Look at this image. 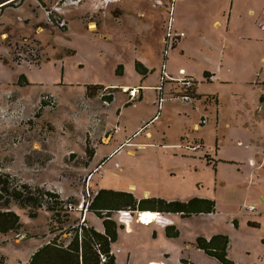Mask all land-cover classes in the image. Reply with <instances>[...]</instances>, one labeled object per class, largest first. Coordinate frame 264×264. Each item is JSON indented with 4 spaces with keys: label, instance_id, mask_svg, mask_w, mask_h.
<instances>
[{
    "label": "rangeland",
    "instance_id": "obj_1",
    "mask_svg": "<svg viewBox=\"0 0 264 264\" xmlns=\"http://www.w3.org/2000/svg\"><path fill=\"white\" fill-rule=\"evenodd\" d=\"M123 3L127 12L144 9L140 1L136 4L133 0H124ZM4 15L16 25L12 10ZM243 26L246 24L237 23L238 30L241 31ZM247 26L248 32H254L255 26L258 30L264 26V21L247 22ZM77 27H71L68 35L60 30L51 35L46 29L39 37L40 45H33L27 39L26 44L31 43L40 55V62L34 65L27 60H15L13 51L22 45V40L0 37V115L7 110L13 114L11 118L2 116L3 120L0 119V173L8 174L20 186L55 191L66 205H72V209L61 214L67 216L63 218L67 222L57 226L51 220L52 213L37 209L36 216L31 218L28 209L9 200L7 210L19 217L21 227L16 232L0 234V264H27L40 246L60 233V241L67 243L71 238L70 229L82 224L83 220L89 227L101 231L102 220L85 211L87 200L94 194L89 181L99 190L122 191L133 184L137 197L148 190L149 197L156 199L187 203L203 198L215 205L213 213H200L187 219L173 216V228L178 235L172 239L158 222L144 223H152L147 226L136 224L131 221V216L128 217L131 231L127 232L128 226L124 222L128 220H123L120 212L112 214L118 226L117 239L111 244V253L116 252L115 264H147L149 261L155 264H183L182 261L221 264L196 247L198 238L208 239L214 235L228 238L227 256L233 264H264V66L257 64L264 46L256 48V44L244 42L251 50L250 56L244 57L241 51L238 53L243 57L227 56V67L217 69L210 83L203 70H214L216 65L206 63L199 53H173L169 57V66L174 63L173 70L187 65L194 73L190 76L187 72L180 75L176 72L174 77L181 80L189 76L195 81L197 91L218 94L217 103L209 102L214 108L213 113L205 114L195 99L184 105L181 97L169 95L166 109H157L155 123L150 125L152 131L161 125L153 133L151 148L144 153L138 152L136 158L126 156L128 148L124 147L108 157L111 146L96 144L97 155L85 169L88 161L85 150L93 149L88 138L93 140L104 123L107 128L114 126L113 112L109 113L107 106L98 107L93 112L96 119L83 129L88 112L83 108L88 105L80 100L74 104L72 99L78 100V86L84 83H109L120 78L111 75L108 66L111 61L105 62V53L101 52L105 46L112 55L111 47L101 42L90 43L85 33L79 31L85 27ZM32 29L27 28L29 36H34ZM126 29L133 41V25ZM172 30L177 36L181 33L174 27ZM79 34L84 37H78ZM239 34L237 44L241 43ZM20 76L26 77L29 86L17 84ZM174 88L180 93L178 84L175 83ZM41 93L42 96L51 95L54 107L46 108L36 116ZM16 96H28L27 103L18 101ZM118 97L124 99L120 92ZM136 104L137 108H129L125 115L147 117L139 111L147 106L140 102ZM194 106H197L195 112L192 111ZM200 115L205 116L208 125L195 132L192 124L199 122ZM82 130L85 136L80 133ZM163 134L167 138L166 144L162 140ZM182 135L186 138H181ZM201 137L206 151L212 156L211 164L207 163L203 152L189 149ZM169 142L178 146L171 147L167 145ZM96 169L98 171L94 172ZM80 205H83L81 211Z\"/></svg>",
    "mask_w": 264,
    "mask_h": 264
},
{
    "label": "crops",
    "instance_id": "obj_2",
    "mask_svg": "<svg viewBox=\"0 0 264 264\" xmlns=\"http://www.w3.org/2000/svg\"><path fill=\"white\" fill-rule=\"evenodd\" d=\"M125 1L128 2L131 0ZM133 1H135L136 4H138L137 1H140V4L144 6V9H140L136 12L134 11L133 13L127 12L126 6L123 5L124 0H22L19 3L17 0L14 7H6L0 10V37L2 39L3 36H11V38L22 40V42L30 39L33 45H40L39 37L46 32V29L50 31L51 35L56 31H59L58 29L46 25L44 18L45 12L43 13L45 8V10L55 11L61 19L66 21L67 28L66 30H63L65 34L68 35L70 33L71 27L74 26V28H76L79 25V28L85 27V30L80 29L79 31L85 33V38L88 39L90 43L101 42L103 45L106 44L111 47L112 55L106 51L105 46L103 47L104 50L101 52L105 53V62L107 59L111 61L108 65L111 75L114 76L115 79L120 78V80H112L109 83H84L83 85L78 86V100L76 101L74 98L72 99L74 104L80 100L88 105L85 106L86 109L83 108V111H88L84 117V129L88 124L92 123V119L95 117L93 112L99 107L98 99L88 92L87 87L101 86L115 90V95L112 98L110 107L107 109L109 110V113L113 112L112 123L114 126L116 125V127L110 126L107 128L104 123L103 127L93 140L88 138L92 144L94 156L91 161H87L85 169L90 167L91 162L97 155L96 144H106L108 147L111 146V152L108 157L116 154L118 151H122L124 148H128L126 156L136 158L138 152L141 151L144 153L152 147L153 143H151L150 140L153 139V133L161 128V125L155 127V131H152L150 125H154L155 123H153V121L156 117L154 115L157 113V109H161L162 111L166 109L165 102H167L168 96L172 95L173 97H176L177 91L174 88V84H177V82L180 81L178 77H174L176 72L178 75L183 72H187L190 76L194 75L187 65L179 66L177 71L173 70L172 66H174V63L171 64L172 66H169V57L173 53H199L206 63L211 62L212 66L216 65L214 70H203V75L206 77L208 83H210L213 76H216L215 73L217 69L222 70L224 67H227L225 65L227 56L238 58V56L244 55V57H249L251 50L248 49V46H246L247 44H256V48H262V46H264V29L261 28L262 26L260 27V30L255 26L254 32H248L250 29L247 26V22L259 23L264 21V0ZM9 10H12L16 15V17H14L16 25H14L12 21L10 22V20L5 19L4 14ZM238 22L241 25L246 24V27L243 26L241 31L237 28ZM167 23L171 25L172 29L174 27V30L184 33V37L180 40L178 39L176 44L169 51H165L166 33L168 32H166V29H168ZM131 25L134 27L133 33L135 34L133 41L132 37L130 35L128 36L126 33V27ZM92 26L94 28H92ZM27 28H33L32 31L34 36L28 35L29 32ZM238 33H240L239 40H241V43L237 44ZM78 37L84 36L79 34ZM244 42L247 44H244ZM239 51H241L242 55L238 53ZM219 57L220 59H218ZM214 58L216 59L214 60ZM137 64H140L141 67L147 71L145 76L137 72L135 68ZM257 64H262L264 66V53L258 58ZM158 65L160 68H158ZM99 69H101V67ZM235 69H237V67H235ZM235 71H238V69ZM20 82L21 84L19 82L17 83L20 87L29 86L25 76L21 78ZM134 88L139 89V95L133 103H130L127 99L128 96L124 94L123 90L125 91L126 89ZM119 92L124 95V99H121V97L116 98L117 93ZM40 95H42V93ZM192 96L193 99L201 104L200 108L205 114L213 113L214 108L209 105L217 103V93L197 91V88L194 87L192 90ZM16 98L18 101L27 103L26 99H28V96H16ZM137 102H140L141 104L144 103L147 106V108H139V111L146 113L147 117H142L140 114L134 118L125 115L129 108H137ZM159 102L160 108L158 105ZM196 108L197 106H194L192 111L195 112ZM143 109H146V112ZM215 113H219L217 109ZM87 117H89V119H87ZM107 117H109L108 113ZM217 117L218 115L216 116V119ZM80 124L83 125L82 123ZM207 125L208 122L205 119V116L200 115L199 122L192 124L193 131L199 132L201 128L205 129ZM111 129H113L112 131L114 134L111 133ZM126 130L130 131L127 132ZM83 131L84 130L80 133L85 136ZM121 132V136L118 139H115V137ZM181 138L186 137L182 135ZM166 139L165 134H163L162 140L164 141V144L168 143L165 142L167 141ZM202 139L203 137L199 138L197 141L203 144L204 148L195 151L192 149L194 147V145H192L189 149L194 152H203L207 163H210L212 161V156L206 151ZM167 145L171 147L178 146L176 143L171 142ZM96 171H98V169L94 172ZM94 172H92V174ZM89 177H91V175ZM89 186L94 194L99 191V189L93 187V184H91L90 181ZM134 188L135 185L131 184L127 189L117 191L132 193L137 201L154 198L149 197L148 190L143 192L141 197H137ZM150 212L153 211L141 213L133 211L129 216L132 217L131 221H135L136 224L137 222H139V224L158 222L160 228L164 229L167 227L173 228V216H181L180 214H160L158 212L155 214V212H153L155 216L154 220L151 221L147 216L144 217L145 213ZM156 218H160L161 222L155 221ZM110 219L113 220L112 217ZM129 220L124 223L125 225L127 224L128 227H131ZM151 224L152 223L144 225L147 226ZM120 228L124 229V226H120ZM96 231L102 233L103 228L101 231ZM153 235L156 237V232H154ZM212 237L203 239L209 241ZM115 253L116 252H114V254ZM147 264L155 263L149 261Z\"/></svg>",
    "mask_w": 264,
    "mask_h": 264
},
{
    "label": "trees",
    "instance_id": "obj_3",
    "mask_svg": "<svg viewBox=\"0 0 264 264\" xmlns=\"http://www.w3.org/2000/svg\"><path fill=\"white\" fill-rule=\"evenodd\" d=\"M20 1L22 0H18V3ZM15 3L17 0H0V10L14 7ZM135 68L141 75H146L147 71L140 64H137ZM21 78L23 76L19 78L20 84ZM102 88L101 86L87 87L88 92L94 96ZM85 153L88 161H91L94 156L93 149L86 148ZM16 183L17 181H14L8 174L0 173V205L2 206L0 208V234L16 232L21 227L19 217L7 210L9 200L28 209V215L31 218L36 216L35 210L44 209L46 212L52 213L51 220L57 226H63L67 222L66 219H63L67 216L61 215L63 211L69 210L67 202L63 201L55 191L42 190L40 187L32 188L24 184L20 186ZM85 208L86 212L94 214L102 220L104 226L102 233L89 227L83 220L82 224H77L70 229L71 238L67 243L60 241L62 235L60 233L58 237L37 249L27 264H115L116 257L111 254V244L117 239L118 226L110 219L113 213L153 211L160 214H180L183 218H189L200 213H213L215 205L213 201L199 198L192 199L187 203L154 198L137 201L132 193L101 189L87 200ZM165 233L171 239L178 235L172 227H167ZM196 244L198 249H201L206 255L216 258L221 264H233V261L227 256V247L229 246L227 237L214 235L209 241L200 237ZM101 254L106 257L105 263L100 261ZM182 263L189 264L185 261Z\"/></svg>",
    "mask_w": 264,
    "mask_h": 264
},
{
    "label": "built area",
    "instance_id": "obj_4",
    "mask_svg": "<svg viewBox=\"0 0 264 264\" xmlns=\"http://www.w3.org/2000/svg\"><path fill=\"white\" fill-rule=\"evenodd\" d=\"M44 15H45V21H46V25L49 27H52L54 29H58L60 31L66 30L67 28V23L66 21H64L63 19H61V17H59L57 15V13L53 10H45L44 8ZM262 29H264V26L261 27ZM168 32L166 33V49L165 51H169L170 49L173 48V46L176 44L177 40L179 38L184 37L183 33H180L178 36L174 34L171 25L168 24ZM26 40L25 42L22 43V45L20 46H16L13 52V55L15 56V60L17 62H20L22 60H27L28 63L30 65H34L37 64L38 62H40V55L38 53V50L36 49V47H34L33 45L30 44H26ZM25 45L27 47H25ZM177 84L179 85V89H180V93H176V97H181L182 102L184 105L190 104V101L193 99L192 96V90L194 88V80L190 79L189 77H184L182 78L179 82H177ZM124 94H126L128 97V101L130 103H133L134 100L136 99V97H138L139 95V89H126L125 91L123 90ZM115 95V91L112 88H108V87H103L102 89L98 90L96 92V98L99 101V107H109L110 103L112 101V98ZM52 97L51 95H46V96H40L38 103H37V110L35 111L34 115H36L37 113H39V111H43L46 108H53L54 107V102L52 101ZM43 104L45 105L43 107ZM159 108H160V102H159ZM12 113L9 112V110H7L6 112L3 113V117H12ZM2 116L0 115V119H2ZM94 119H96L94 117ZM202 148H204L203 144L201 143H196L194 144V147L192 148L193 150L197 151V150H201ZM69 209H72V205L69 204L68 205ZM83 210V205L79 206V211ZM87 210V209H86ZM120 213L123 215L122 218L126 221L128 220V217L130 215L131 212L129 211H124ZM83 222V221H82ZM113 254V253H111ZM101 259V263H105L106 262V257L101 254L100 255Z\"/></svg>",
    "mask_w": 264,
    "mask_h": 264
},
{
    "label": "bare ground",
    "instance_id": "obj_5",
    "mask_svg": "<svg viewBox=\"0 0 264 264\" xmlns=\"http://www.w3.org/2000/svg\"><path fill=\"white\" fill-rule=\"evenodd\" d=\"M92 28H94V27L92 26ZM155 214H156V213H155ZM155 214H153V212L145 213V214H144V217L147 216V218H149V220L153 221V220H154V216H155ZM156 217H157V216H156ZM123 220H124V219H123ZM130 231H131V227L129 226L127 232H130Z\"/></svg>",
    "mask_w": 264,
    "mask_h": 264
}]
</instances>
